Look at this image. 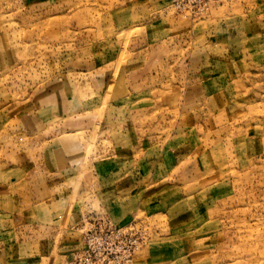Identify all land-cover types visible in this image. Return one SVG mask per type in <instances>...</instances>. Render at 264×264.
<instances>
[{"label":"rangeland","instance_id":"obj_1","mask_svg":"<svg viewBox=\"0 0 264 264\" xmlns=\"http://www.w3.org/2000/svg\"><path fill=\"white\" fill-rule=\"evenodd\" d=\"M97 223L126 264H264V0H0V264Z\"/></svg>","mask_w":264,"mask_h":264},{"label":"built area","instance_id":"obj_2","mask_svg":"<svg viewBox=\"0 0 264 264\" xmlns=\"http://www.w3.org/2000/svg\"><path fill=\"white\" fill-rule=\"evenodd\" d=\"M135 237L130 229L97 223L84 234V248L79 263L126 264L129 262L127 259L138 249V240Z\"/></svg>","mask_w":264,"mask_h":264},{"label":"crops","instance_id":"obj_3","mask_svg":"<svg viewBox=\"0 0 264 264\" xmlns=\"http://www.w3.org/2000/svg\"><path fill=\"white\" fill-rule=\"evenodd\" d=\"M29 122L27 124H29ZM133 173L134 176L133 174H130V177L132 178L136 176L135 172ZM140 173L141 175H143L142 171H140ZM127 183L129 185H121L120 187H118V191H117V193H119L120 195L125 193L126 194L125 197L124 195H121L122 198H120V200H118L114 204H111V202H104L105 209L109 217L111 218L112 221L115 220L116 222H118L119 224L117 225L124 224V222L129 221L131 219V216H133V213L141 210L140 200H142L143 196H141L142 194H140L139 191L142 190V187L133 180H128L124 184ZM76 218L78 220L79 217ZM79 244L81 243L78 242V240H76L75 247H77V249L82 248V244L81 246Z\"/></svg>","mask_w":264,"mask_h":264}]
</instances>
